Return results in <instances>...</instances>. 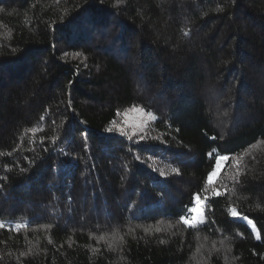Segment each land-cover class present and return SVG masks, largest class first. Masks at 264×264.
I'll list each match as a JSON object with an SVG mask.
<instances>
[{
	"label": "trees",
	"instance_id": "16d2710c",
	"mask_svg": "<svg viewBox=\"0 0 264 264\" xmlns=\"http://www.w3.org/2000/svg\"><path fill=\"white\" fill-rule=\"evenodd\" d=\"M0 219V264H264V0H0Z\"/></svg>",
	"mask_w": 264,
	"mask_h": 264
},
{
	"label": "rangeland",
	"instance_id": "374dc122",
	"mask_svg": "<svg viewBox=\"0 0 264 264\" xmlns=\"http://www.w3.org/2000/svg\"><path fill=\"white\" fill-rule=\"evenodd\" d=\"M148 113L151 112L146 111L140 106H136V105L123 107L119 111L118 122L114 125V127L117 129L119 134L126 135L135 142L144 140V138H149L152 136L150 127L156 117L153 113H151L152 116L155 117L153 119L148 115ZM200 201H201L200 204H196L194 200L193 205L189 208V217H187L188 219L191 220L193 217L199 218V216L201 215V211H200L201 209L204 217L205 200L200 199ZM194 207L197 208L198 210L196 212L190 211V209ZM204 222H205V217H204ZM8 224H11V222L8 220L0 219V226L8 225ZM248 224L250 225L251 228H253L252 223L248 222Z\"/></svg>",
	"mask_w": 264,
	"mask_h": 264
},
{
	"label": "snow or ice",
	"instance_id": "6c2138e0",
	"mask_svg": "<svg viewBox=\"0 0 264 264\" xmlns=\"http://www.w3.org/2000/svg\"><path fill=\"white\" fill-rule=\"evenodd\" d=\"M135 110V109H134ZM148 115L150 117H152L153 119L155 117L152 116L151 113H148ZM109 131H111V129H109ZM212 156V153H209V157L211 158ZM230 159V157L228 156H217L216 157V163L215 165L213 166V170L210 171L208 173V176H207V180H206V184L209 185V186H212L215 184V180L218 178L219 174H220V170L224 167V164L222 162H227L228 160ZM215 195H221V193L219 191H216L215 192ZM205 199H207V197H205ZM194 200L196 202V204H200L201 201H200V197L197 195V196H194ZM198 209L197 208H192L190 209V211L192 212H196ZM201 211V215L199 216V218H196V217H193L191 220L186 218V217H181V221L189 226V227H196L198 224H202L204 222V217H203V214H202V209L200 210ZM233 215H238V213H231ZM251 223V222H249ZM160 229H156V231H159Z\"/></svg>",
	"mask_w": 264,
	"mask_h": 264
}]
</instances>
